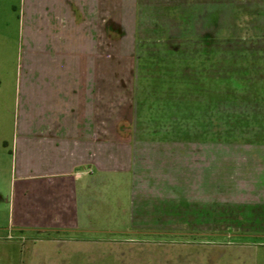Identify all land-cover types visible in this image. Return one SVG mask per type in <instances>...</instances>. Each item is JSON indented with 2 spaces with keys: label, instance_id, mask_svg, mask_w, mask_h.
<instances>
[{
  "label": "rangeland",
  "instance_id": "rangeland-1",
  "mask_svg": "<svg viewBox=\"0 0 264 264\" xmlns=\"http://www.w3.org/2000/svg\"><path fill=\"white\" fill-rule=\"evenodd\" d=\"M71 1L85 50L84 66L73 72L69 64L68 78L70 83L93 80L101 142L113 138L107 134L111 130L131 128L141 130L132 138L147 140L142 143L148 148L163 141L181 155L195 152L203 161L205 154L213 208H230L236 200L235 176L264 172L259 163L264 159V0H69L72 7ZM20 3L0 0V151L13 127ZM34 30L26 21L25 52L37 45ZM91 56L93 72L91 60L86 65ZM110 219L101 221L108 226ZM219 224L213 222V228ZM111 235L85 237L83 248L58 246V252H67L66 262L42 251L44 264L198 261L196 253H188L197 248L163 244L162 236ZM251 239L254 247L237 252L235 233L213 235L205 260L196 264H264V234ZM30 243L24 254H30Z\"/></svg>",
  "mask_w": 264,
  "mask_h": 264
},
{
  "label": "crops",
  "instance_id": "crops-1",
  "mask_svg": "<svg viewBox=\"0 0 264 264\" xmlns=\"http://www.w3.org/2000/svg\"><path fill=\"white\" fill-rule=\"evenodd\" d=\"M71 3H20L13 127L0 151V264H44L42 251L66 262L58 246L83 248L85 237L110 239L111 233L122 239L151 234L166 245L197 248L188 252L197 254L195 264L205 260L213 235L235 233L237 252L254 247L250 238L264 234V172L235 176V203L217 209L205 154L203 161L195 152L181 155L163 141L148 148L147 140L132 138L141 130L131 128L111 130L113 138L101 142L93 80L68 78L69 64L73 72L84 66L85 50ZM26 21L37 41L27 52ZM259 163L264 169V159ZM108 217L106 226L101 218ZM213 222L222 225L213 228ZM28 243L32 250L24 254Z\"/></svg>",
  "mask_w": 264,
  "mask_h": 264
}]
</instances>
